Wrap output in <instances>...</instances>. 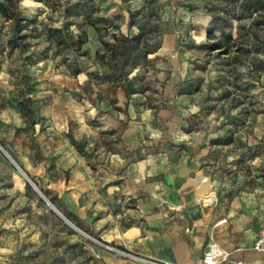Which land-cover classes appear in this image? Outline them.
Listing matches in <instances>:
<instances>
[{"label":"rangeland","instance_id":"374dc122","mask_svg":"<svg viewBox=\"0 0 264 264\" xmlns=\"http://www.w3.org/2000/svg\"><path fill=\"white\" fill-rule=\"evenodd\" d=\"M14 1L22 32L0 13V264H117L129 256L65 204L74 167L59 157L70 137L84 143L95 171L119 149L122 127L144 128L142 140L163 143L174 164L226 176L227 202L236 181V195L264 197V26L254 28L250 54L217 57L204 51L199 30L220 0ZM138 29L146 34L131 57L111 59L112 33ZM82 30L89 43L77 53L67 41ZM26 95L28 118L19 106Z\"/></svg>","mask_w":264,"mask_h":264},{"label":"crops","instance_id":"0c3cea01","mask_svg":"<svg viewBox=\"0 0 264 264\" xmlns=\"http://www.w3.org/2000/svg\"><path fill=\"white\" fill-rule=\"evenodd\" d=\"M205 29L199 33L206 35ZM143 130L122 127L119 149L95 171V161L66 143L59 160L66 170L74 167L65 202L71 214L104 242L129 252L117 264H199L210 241L229 253L220 264H262L264 255L252 246L264 225V197L236 195L239 181L232 176L234 196L227 202L226 176L215 180L209 165L188 172L174 164L163 143L143 141Z\"/></svg>","mask_w":264,"mask_h":264},{"label":"trees","instance_id":"16d2710c","mask_svg":"<svg viewBox=\"0 0 264 264\" xmlns=\"http://www.w3.org/2000/svg\"><path fill=\"white\" fill-rule=\"evenodd\" d=\"M16 4L17 1L5 0L4 3H0V13L6 20L13 21L17 32L20 33L23 30L22 22H24V19L19 18V10ZM209 12L210 22L205 29L207 42L202 45L204 51L215 53L217 57L230 56L231 53L250 54L252 51L251 42L253 39L259 38L258 33L254 32V28L264 26V0H220V4L212 5ZM258 12L261 14L257 15ZM254 14L255 17H252ZM247 17L251 18L250 24H241V21ZM129 20L131 23L132 19ZM89 24L95 26L93 22ZM53 31L61 32L60 29H54ZM216 33L219 35H215ZM145 34L144 29H138L134 36L112 33L113 42L109 45L111 48L110 58L116 60L119 56L125 63ZM234 34H236L235 38ZM67 42V47H70L72 51L82 53L84 46L88 43L87 32L82 30L75 36L70 35ZM57 43L62 44L61 41H57ZM18 46V44L15 45V47ZM254 52L257 53L258 51L255 49ZM147 53L148 51H144V55ZM95 54L101 59L105 58L104 54L100 55L97 52ZM30 102L31 99L27 95L19 101V106L26 118L30 117L33 112L29 106ZM70 142L78 152L85 153L84 143H79L72 137H70Z\"/></svg>","mask_w":264,"mask_h":264},{"label":"built area","instance_id":"2783aa9c","mask_svg":"<svg viewBox=\"0 0 264 264\" xmlns=\"http://www.w3.org/2000/svg\"><path fill=\"white\" fill-rule=\"evenodd\" d=\"M104 249L111 253H121L118 249L110 246L104 245ZM252 249L264 255V225L258 232L257 238L253 243ZM229 256V253L221 248L215 241H210L207 244L206 251L203 253L201 261L199 264H220L225 262ZM148 264H166V263H156L151 261H145ZM241 264V263H237ZM264 264V259L262 261Z\"/></svg>","mask_w":264,"mask_h":264}]
</instances>
